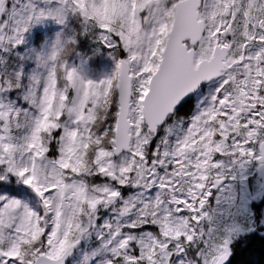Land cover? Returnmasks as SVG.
Masks as SVG:
<instances>
[{
    "label": "snow or ice",
    "instance_id": "1",
    "mask_svg": "<svg viewBox=\"0 0 264 264\" xmlns=\"http://www.w3.org/2000/svg\"><path fill=\"white\" fill-rule=\"evenodd\" d=\"M0 264H264V0H0Z\"/></svg>",
    "mask_w": 264,
    "mask_h": 264
},
{
    "label": "trees",
    "instance_id": "2",
    "mask_svg": "<svg viewBox=\"0 0 264 264\" xmlns=\"http://www.w3.org/2000/svg\"><path fill=\"white\" fill-rule=\"evenodd\" d=\"M256 259H260V255L259 254H257Z\"/></svg>",
    "mask_w": 264,
    "mask_h": 264
}]
</instances>
